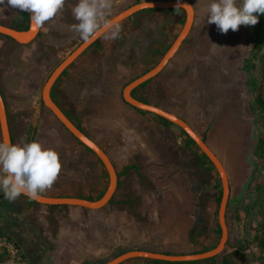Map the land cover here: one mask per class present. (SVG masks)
Wrapping results in <instances>:
<instances>
[{"label": "rangeland", "instance_id": "1", "mask_svg": "<svg viewBox=\"0 0 264 264\" xmlns=\"http://www.w3.org/2000/svg\"><path fill=\"white\" fill-rule=\"evenodd\" d=\"M134 1L113 0L110 17ZM187 1L194 9L193 25L184 45L160 77L168 80V84L160 88L157 102L204 136L227 173L228 240L216 264H264V247L254 240L264 226V150L259 148L260 142L264 146V121L254 122L247 111L257 95L249 93V80L256 81L264 99V62L257 58L251 62L250 57L254 27L241 26L237 32L229 30L222 34L216 25L207 22L206 10L211 0ZM77 3L78 0H67L63 14L46 23L29 44L19 45L0 36V88L10 106L11 118L18 115L28 118L30 113L37 118V102H41L46 78L82 42L71 27L77 23L72 15V7ZM0 8L4 9H0V22L4 24L20 11L5 5ZM181 28L180 24L172 28L170 43ZM159 59L160 56L156 57L154 63ZM151 66L132 65L121 83ZM149 99L156 101L154 97ZM126 108L135 110L129 105ZM41 112L57 123L43 105ZM143 115L158 121L153 114ZM165 132L161 144L164 163L158 168L164 174L179 168L178 174L160 177V181L156 178L157 182L151 180L152 174L138 177L141 191L132 192L137 206L127 214L137 220L132 237L144 239L146 244L138 242V249L163 250L169 254L212 249L220 239L215 234L218 208L214 203V187L220 180L215 169L209 171L200 166L199 150L186 147V137L177 127L166 126ZM144 169L158 170L149 166ZM24 260L28 264L25 256ZM5 262L2 256L0 264Z\"/></svg>", "mask_w": 264, "mask_h": 264}, {"label": "crops", "instance_id": "2", "mask_svg": "<svg viewBox=\"0 0 264 264\" xmlns=\"http://www.w3.org/2000/svg\"><path fill=\"white\" fill-rule=\"evenodd\" d=\"M129 26L127 20L116 27L122 32ZM116 27L108 30L97 40L96 53L89 49L90 52L86 56L78 57V63L88 77V86L84 87L86 92L79 88L78 67L71 69L55 91L69 117L73 121L80 117L81 125L89 137L102 142L114 164L115 171L118 172L119 185L116 184L110 199L111 204L108 203L99 209L66 204H43L25 196L15 202H4L3 192L0 191L3 196L0 233L12 238L21 247L28 264H103L121 254L135 250L165 255L196 253L193 251L169 254L163 250L138 249V242L146 243L144 239L138 241L136 237H132L137 220L135 221L132 216L128 218L127 214L132 213L137 206V200L134 199L132 192L141 191L138 177L152 174L155 177L151 179L152 181L155 182L156 178L160 181V177L170 178L172 175H177L179 168L170 174H164L161 172L162 169L158 168L164 163L161 144L165 141L163 139L166 133L165 127L169 124L163 123L155 115L158 118L157 122L148 120L136 109L135 111L126 108L128 104L123 101L121 94L123 87L131 79L123 84L121 81L122 76L128 73L131 67L130 62L120 61L117 58L116 61L113 60V40L104 39V36L110 35ZM127 29V32L131 30V28ZM134 33L137 34L136 31ZM116 40L119 42L122 39L119 37ZM160 88V84L156 85L157 93ZM40 104L41 102H37V130L35 119H29L21 145L36 141L44 148L59 153L62 170L51 190L43 196L56 199L99 200L107 189L105 172L99 165H95L96 159L76 143L77 141L52 113L50 114L57 120L56 124L50 116L42 112L38 120ZM90 161L94 163L93 168L90 167ZM146 166L154 169L157 167L158 170L152 169L146 172L144 169ZM131 203H134V207L129 212ZM154 261L156 260L132 258L122 264H156Z\"/></svg>", "mask_w": 264, "mask_h": 264}, {"label": "water", "instance_id": "3", "mask_svg": "<svg viewBox=\"0 0 264 264\" xmlns=\"http://www.w3.org/2000/svg\"><path fill=\"white\" fill-rule=\"evenodd\" d=\"M173 8H180L185 13V22L180 32L178 33L174 41L171 43L168 50L163 54L159 62L152 69H150L143 75L135 78L133 81L128 83L123 88L122 98L123 101L129 106L137 110H140L142 112L150 113L159 118H163L166 121L170 122L171 124L180 128L185 133V135L195 143V145L200 150V152H202L211 162L220 180L221 191H222V196L217 211V223L220 229V239L218 244L214 248L209 249L202 253L186 254V255H165V254L135 250L121 254L115 257L114 259L105 262L103 264H122L126 260L132 258L160 260L166 262L204 261L206 259H210L219 255L224 250L228 240V225L226 222V210L229 200L230 188H229L227 173L220 159L209 148L207 143L203 141L202 137H200L197 134V132L193 130V128L183 119L158 106H155L150 103L141 102L131 96V92L133 89L145 83L146 81L154 78L166 67V65L176 55V53L178 52V50L181 48L184 41L188 37L194 21V9L191 3L187 0H163V1L145 0V1H140L138 3H134L133 5L123 9L122 11L110 17L108 19L110 23L108 24V26L103 28L102 34L97 39L89 43H85L82 41L53 69V71L50 73L49 77L47 78L42 88V92H41L42 103L72 136H74L78 141H80L83 145H85L87 148H89L99 157V159L102 161V163L104 164L107 170L109 183L104 195L97 201H88V200L73 199V198L56 199V198H47L43 196L41 200L35 202L43 203V204H54V205L56 204L76 205V206L86 207L89 209H99L109 203L115 191L116 182H117L116 172L110 160L105 155V153H103V151H101L97 145H95L90 139H88L84 135V133L81 132L75 126V124L71 120H69L65 116V114L60 110V108L54 103V101L50 96L51 88L58 79V77L62 74V72L66 70V68L70 66L91 44L96 42L108 30L118 26L119 24L124 23L132 15L138 12L147 9L168 10ZM39 32L40 29L37 30L35 26L32 24L30 14H29L28 29L25 31H17L6 25L0 24V35L11 38L15 43L19 45H26L33 42L37 38ZM0 138H1V142L11 143L6 110L4 107L1 94H0Z\"/></svg>", "mask_w": 264, "mask_h": 264}, {"label": "clouds", "instance_id": "4", "mask_svg": "<svg viewBox=\"0 0 264 264\" xmlns=\"http://www.w3.org/2000/svg\"><path fill=\"white\" fill-rule=\"evenodd\" d=\"M67 0H0V5L30 14L37 30L65 11ZM3 9V8H0ZM113 0H78L72 7L77 23L71 27L81 40L89 43L97 39L108 26ZM4 10V9H3ZM264 15V0H211L206 10L208 24L216 25L222 34L239 31L241 26H255ZM121 29L116 27L106 40H116ZM62 170L59 153L36 141L24 144L0 142V191L8 202L26 196L39 201L51 190Z\"/></svg>", "mask_w": 264, "mask_h": 264}, {"label": "flooded vegetation", "instance_id": "5", "mask_svg": "<svg viewBox=\"0 0 264 264\" xmlns=\"http://www.w3.org/2000/svg\"><path fill=\"white\" fill-rule=\"evenodd\" d=\"M155 12H157L158 15L157 14H153ZM146 13H147V15L143 17L142 14H146ZM160 13H162L163 15L162 14L159 15ZM182 15L185 16V13L183 11H181L179 13H175V12L169 11V9L168 10L152 9V11H149V12H142V11L138 12V14H136V16L132 19V22H131L130 26L127 27V28H131V30L129 32H127L128 29L124 28V31H122L121 34H120V38L122 40H119V42H118V40H114L113 41V45L112 46L114 47V51H113V55L114 56H112V59L113 60L115 59V61L117 59L120 60V61H124V62H128L129 61L130 62L129 63L130 66H132V65H142V66L145 65L146 66V65H149V64L151 65L152 64V66L150 68L142 70L137 77L143 75L144 73H146L147 71L152 69L157 64V63L156 64L154 63L155 58L160 56V59H161L163 54L170 47V45H171L170 36H171L172 28L175 25H177V24H180V25L183 26V24L185 22V17H184V21L182 22ZM134 31H136L137 34H135ZM38 36H39V33H38L37 37ZM176 37H177V35H176ZM185 41H184V43H185ZM94 43H96V46H94V47H92L90 49L94 50L95 51L94 53H96L98 51V41H96ZM184 43H183V45H184ZM182 46H181V48H182ZM87 49L79 57H81L82 55L86 56L90 52ZM78 61H79V58H77V61H74L70 66H68L66 68V70H64L62 72V74L63 73L64 74H63V76L61 74L58 77V79L56 80V82L54 83V85L52 86L51 92H50V96H51L52 100L54 101V103L65 114V116L69 120H71L75 124V126L81 132H83L84 135L88 139H90L95 145H97L98 148L101 151H103V153H105V155L108 157V159L110 160V162H111V164H112V166L114 168V164L111 161L107 150L104 149V147L101 144L102 142L101 141L98 142L97 140L92 139L91 137H89V135L84 131V128L81 125L80 117H77L76 121H73L69 117L68 113L62 108L61 103L58 100V95H57L55 89H57L59 84L62 83L63 78H65L71 72V69L73 67H78L79 68V70H80L79 77H78V82H79V85H80L79 88L82 89L81 91H83V92L85 91L86 92L84 87L86 88V86H88V84H87L88 77L85 74V70L83 68H81V66L78 63ZM167 65H166V67H167ZM245 66H246V64H245ZM166 67L157 76H155L154 78L148 80L149 82L144 87L139 88V86H138L135 89H133L132 92H131V96L134 97L135 99L141 101V102L142 101H146L147 103H150V104H153V105L158 106L160 108H163L160 105V103L157 102V100H159L158 99L159 96H158V93H157L158 91L156 89V85L160 84V87L163 88V86H164L163 84H167L168 83V81L166 79H163V78L160 79V77L163 75V73L166 72L165 71L167 69ZM137 77H135V78H137ZM47 78H46V80H47ZM135 78L131 79V81H133ZM37 80L39 81V80H42V79L37 77ZM148 86L149 87L151 86V88L148 89ZM41 92H42V89H41ZM0 94H1V97L3 99L4 107H5V110H6L7 123H8L9 133H10L11 144H21L22 143V136L24 135L25 129H26L25 126L28 125L27 121L29 119H32L34 114L30 113V116L28 118L27 117H23V116H19V115L17 117L11 118V116H10V106H9V104H8V102L6 100V97L4 96V93L1 90V88H0ZM40 95H41V93H40ZM65 96H63V97L66 98L67 96L66 97ZM121 96H122V94H121ZM151 97H154L156 99V101L155 102L150 101L149 98H151ZM162 100H163V98H162ZM42 105H43V103H42V100H41L40 106H42ZM247 108H248V106H247ZM85 110H87V109L85 108ZM247 111H248V114H249V110L248 109H247ZM40 113H41V111L39 110V112H38V120H40L39 119L40 118ZM184 121L186 122V120H184ZM35 123H36L35 128L37 130V118L35 119ZM193 130H195V129L193 128ZM197 134L200 137H202V139H203L204 136H201L198 132H197ZM71 137H73V139H75L77 141L76 143L78 145H81L85 149L86 153H89L90 155H92L96 159V164L95 165H99L100 168L105 172V177H106L107 186H108V183H109L108 173H107V170H106L104 164L99 159V157L93 151H91L89 148H87L85 145H83L80 141H78L74 136L71 135ZM185 137H187V136H185ZM205 142H206V140H205ZM90 163H91V161H90ZM93 165H94V163H91L90 167L93 168ZM114 170H115V168H114ZM116 176H117V178H119L118 172H116ZM116 184L119 185L118 179H117ZM3 196H4V194H3ZM21 197H24V196L22 195ZM21 197H19V198H21ZM3 199L5 200L4 202H8L5 198H3ZM109 204H111V201L109 202ZM129 207L130 208L128 209V211L130 212L131 209L134 207V203H131V206H129Z\"/></svg>", "mask_w": 264, "mask_h": 264}, {"label": "trees", "instance_id": "6", "mask_svg": "<svg viewBox=\"0 0 264 264\" xmlns=\"http://www.w3.org/2000/svg\"><path fill=\"white\" fill-rule=\"evenodd\" d=\"M138 2H140V0H135L134 1V3H138ZM149 11H152V9H147V10H144L142 12H149ZM169 11L175 12V13H179L182 10L180 8H173V9H169ZM136 14H138V13H136ZM136 14L132 15L128 19L129 24H131L132 19L136 16ZM184 17L185 16L182 15V22L184 21ZM258 18H259V23L257 25H255L254 28H253L252 40H251V43H250L251 62H252V59L254 60L255 58H257L261 62H264V15H259ZM0 24L6 25V26H8V27H10V28H12L14 30H17V31H25V30L28 29V25H29V13L19 11L18 14L14 15L10 19L8 24H4V23H1V22H0ZM0 36L3 37L4 39L8 40V41L14 42L9 37H5V36H2V35H0ZM94 46H96V43L90 45V47L87 50H89L90 48H92ZM248 64L249 63H247V65ZM247 69H249V67ZM63 74H62V76H63ZM148 82L149 81H146L145 83L141 84L139 86V88L144 87ZM248 83H249V93L257 92V95H256L254 101L251 102L248 105V110H249L250 117L254 120V122L260 121V120L264 121V99L262 98L261 91L258 90L259 88H258L257 83H256L255 80L251 79V80H249ZM142 102L147 103L146 101H142ZM137 111L140 112V113H144V112H142L140 110H137ZM159 120H161L163 123H165L167 125L168 124L169 125H173V124H171L170 122L166 121L163 118H159ZM178 131L181 134L185 135L184 132L180 128H178ZM203 140L205 141L204 137H203ZM185 144H186L187 148L195 147L197 150H199L197 148V146L195 145V143L188 137H186ZM259 144H260L259 148L264 150L263 149V147H264L263 143L261 144V142H260ZM197 158H198V160L200 162V166L205 167L209 171L214 170V167L211 164V162L208 160V158L202 152H200V150H199V155L197 156ZM214 189H215L214 203H215L216 208H218L220 200H221V196H222L221 184L220 183L216 184ZM216 214H217V212H216ZM215 234L217 235V237L219 239V237H220V229H219V226H218L217 223H216ZM254 240H255V242L258 243L259 247H261V248L264 247V226H263L262 233L260 235L255 236ZM226 246H227V244L225 245V247ZM207 250H209V249H203V250H200L199 252H196V253H202V252H205ZM221 253L219 255L213 257V258L206 259L204 261L165 262V261L156 260V261H154V263H156V264H200L202 262H210V264H216V259L221 255ZM86 264H89V263H86Z\"/></svg>", "mask_w": 264, "mask_h": 264}, {"label": "built area", "instance_id": "7", "mask_svg": "<svg viewBox=\"0 0 264 264\" xmlns=\"http://www.w3.org/2000/svg\"><path fill=\"white\" fill-rule=\"evenodd\" d=\"M2 208V196L0 192V214ZM4 256L5 264H25L21 247L10 237L0 233V259Z\"/></svg>", "mask_w": 264, "mask_h": 264}]
</instances>
